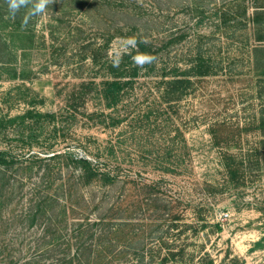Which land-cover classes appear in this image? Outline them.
Instances as JSON below:
<instances>
[{
	"label": "rangeland",
	"instance_id": "obj_1",
	"mask_svg": "<svg viewBox=\"0 0 264 264\" xmlns=\"http://www.w3.org/2000/svg\"><path fill=\"white\" fill-rule=\"evenodd\" d=\"M252 4L56 0L20 28L28 9L13 20L0 0V153L11 161L0 166V264H65V209L73 226L99 215L91 201L102 199L115 233L101 264H162L183 251L184 263L170 256L168 264H264V44L255 41L250 22L221 31L215 16L224 6L237 12L246 5L250 18ZM133 33L162 49L165 64L179 67L202 46L217 74L196 80L169 104L160 79H141L113 112L124 119L120 126L90 117L103 109L94 96L69 116L73 86L102 79L91 62L94 50L118 60ZM256 46L263 47L260 65ZM30 110L63 117L57 129L46 119L10 123ZM83 156L119 165L122 180L83 186L76 163ZM157 182L160 194L149 196L145 186Z\"/></svg>",
	"mask_w": 264,
	"mask_h": 264
},
{
	"label": "trees",
	"instance_id": "obj_2",
	"mask_svg": "<svg viewBox=\"0 0 264 264\" xmlns=\"http://www.w3.org/2000/svg\"><path fill=\"white\" fill-rule=\"evenodd\" d=\"M252 2V14L250 18H248V8L246 5L244 8L240 6L241 8L239 7L237 12H235L233 6H224L217 10L215 16L218 18V28L221 31H226L229 27L233 28V26L243 22H246V24L250 22L251 28L254 31L255 41L261 46L264 44V0H252ZM202 22L203 21H200V23ZM16 25L21 28V21H17ZM131 37L136 38V47L128 45V49L123 52L118 60H111L109 57L104 60V56L101 53L102 49L97 48L94 50L91 56V62L94 66L99 67L98 74L102 79L101 81H83L73 86L72 90L67 95L66 109H72L67 110L69 116L76 112L78 103H81V106L85 107L88 98L94 96L101 102L103 109L99 112L89 114L90 117L93 120L96 118L99 124L105 127L120 126L123 124L124 119L120 117L121 115L115 117L113 112L121 107L126 99L130 97L131 93L135 91L136 84H138L141 79H160L161 82L158 83V90L163 101L169 104L174 101H179L189 94L195 87L196 80L217 74L213 57L211 55H205V53L202 52V46L197 48L187 65L179 67L177 66L178 64H165L163 50L147 40L140 33H133ZM260 46H256L253 49L255 63L257 65H260V62H262L258 58V53L263 48ZM141 53H147L156 57L155 62L145 64L143 68L138 67L133 62L132 57ZM62 117L63 116L58 118L55 113L43 114L35 113L33 110H30L23 116L11 120L10 123L25 126L28 119H31L38 125L42 119H46L48 122H51L54 129H57ZM30 133L31 137H33L37 131L31 129ZM175 152L176 151L171 150L166 155L165 159L173 156ZM106 154L108 157H113L114 150H107ZM55 156L56 155L52 157L54 158ZM98 156H101V154H98ZM178 157V155L174 157L177 160L174 162H178ZM10 163L11 161H8V156L0 153V166L10 165ZM76 163L79 167L80 183L85 187L96 184L98 187L108 188L116 185L122 180L121 167H119V165L111 166L109 162L85 156L77 159ZM169 164V166H171L170 168L165 167V163H163V166H160V168L166 172H172V167H174V165L171 163ZM177 166H179V164L175 165V167ZM228 166L231 168L229 164ZM160 186L161 183L159 182L156 184L153 183V185H146L145 191L149 196H158L161 190ZM82 200L85 205L90 206L85 196L82 197ZM102 200L98 202L91 201L93 204H96L95 206L97 207L99 215L94 219L91 217L81 218L73 226L69 223L67 218L68 208L65 209V242L62 244L64 249H66L65 264H101L100 257L111 252L110 246L112 243H110L109 240H112L115 230L110 226L111 219L103 213L105 211L104 206L106 201ZM112 208L113 204L111 205V209ZM120 232L121 230L117 233ZM73 247L75 248V254L71 256L69 253H71ZM91 248H93L91 252L92 256L90 255L86 261V252ZM168 248L170 251L173 249V247ZM170 256L176 263L177 261L183 263L186 261L184 251L173 252ZM169 257L167 256L162 264L170 263Z\"/></svg>",
	"mask_w": 264,
	"mask_h": 264
},
{
	"label": "clouds",
	"instance_id": "obj_3",
	"mask_svg": "<svg viewBox=\"0 0 264 264\" xmlns=\"http://www.w3.org/2000/svg\"><path fill=\"white\" fill-rule=\"evenodd\" d=\"M55 2L56 0H5V3L7 4L8 18L13 20L16 19L17 15L21 12V9H28L21 19L22 28H26L33 17L46 14L48 6ZM126 40L129 46L136 47L137 40L135 37H127ZM132 59L138 67L143 68L145 64L155 62L156 57L147 53H141L133 56Z\"/></svg>",
	"mask_w": 264,
	"mask_h": 264
}]
</instances>
